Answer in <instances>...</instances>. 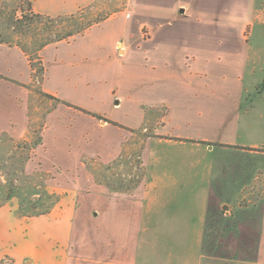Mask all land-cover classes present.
Returning a JSON list of instances; mask_svg holds the SVG:
<instances>
[{
    "label": "crops",
    "instance_id": "obj_1",
    "mask_svg": "<svg viewBox=\"0 0 264 264\" xmlns=\"http://www.w3.org/2000/svg\"><path fill=\"white\" fill-rule=\"evenodd\" d=\"M27 1L36 14L56 18L76 14L98 0ZM247 3L253 26L257 18L264 26V12L255 10L257 0ZM186 5L167 10L153 5V12L164 16L162 20L168 17V22L153 25L146 39L137 18L121 11L41 51L43 93L69 109L84 110L92 120L103 117L101 123L106 125H97L99 130L123 138L116 139L115 148L123 149L128 133L151 129L154 134L142 150L144 183L133 192L93 181L82 207L72 206L58 219L44 216L28 222L0 208V260L9 257L12 264H264V198L246 209L239 205L245 190L264 171V93L252 100L264 81V67L259 69L249 56L240 60V41L249 43L241 30L248 18L238 16L236 26L231 20L216 44L229 52L227 61L220 62L227 76L212 75L209 63L196 57L187 58L184 65L175 63L172 50L158 44L170 37L165 25L193 13V6ZM217 19L218 15L204 17L209 23H218ZM147 45L153 47L141 61L124 60ZM258 70L262 75L253 82ZM31 81V64L22 49L0 42V87L14 92L0 107L7 113L1 130L9 129L16 119L14 111L20 117L24 113L29 94L23 86ZM134 87L147 93L136 102L140 120L129 125L108 112L112 107L121 109ZM181 94L187 95V108L179 110L174 108V98ZM261 98L259 110L256 101ZM162 108H166L162 122L147 128L146 119L159 116ZM151 147L160 155L151 161L149 183L146 153ZM213 197L236 199L217 201L211 208ZM225 206L230 209L224 212ZM213 215L220 220L222 216L241 219L237 229L239 223L250 225L247 236L241 237L244 246L238 256L225 254L226 238L209 232Z\"/></svg>",
    "mask_w": 264,
    "mask_h": 264
},
{
    "label": "rangeland",
    "instance_id": "obj_2",
    "mask_svg": "<svg viewBox=\"0 0 264 264\" xmlns=\"http://www.w3.org/2000/svg\"><path fill=\"white\" fill-rule=\"evenodd\" d=\"M247 2L248 0H138L136 3H130L129 0H98L93 6L83 10L75 22L63 20L56 24L55 28L65 30L73 24L80 23L81 20L84 23L99 21L122 11L126 15H131V18H137L146 39L150 37L153 25L159 26L163 21L168 22V17L162 20L164 16L153 12L154 7L162 6L167 10L177 6L183 7L185 4L192 5V14H187V17L178 22L165 25L170 37L166 38L163 45L158 44V46L171 49L170 55L174 57L175 63L184 65L187 63V58L192 60L196 57L209 63L212 75L227 76L228 71L221 69L220 62L227 61L229 52L216 44L220 42L222 34H226L225 31L228 30V23L231 20L236 26L238 17L240 20L248 18L246 22L242 21V24L245 23L241 30L243 38L249 43L240 41V60L249 56L253 62L258 63L259 69L264 67L263 21L261 18L254 19L253 26L249 18L251 11ZM252 8L253 6L251 10ZM29 10L27 0H0V42L11 45L21 42L31 48L44 39V33L41 31L47 24L36 21L30 26L25 23L23 15L29 14ZM255 10L260 14L264 12L262 0H257ZM184 11L186 9H183ZM212 15H218V19L215 20L218 23L204 21V17L207 19ZM20 21L22 23H19ZM135 32L136 28L134 35ZM152 47L153 45H147L136 50L135 53H131L132 56L124 60L135 64L141 61L144 54ZM234 55L237 56V52ZM38 58V55L33 54L36 70L39 65ZM257 74L253 82L262 75L260 70ZM43 76L35 72L32 81L23 86L29 96L26 104L24 103V113L20 112L21 117L14 111L13 115L17 120H13L9 129L1 130L6 126L0 125V208L6 207L14 211L18 217L28 222L44 216L58 219L65 212L72 210V206L76 209L82 207L93 181L99 186L106 185L112 190L128 193L143 185L145 168L142 162V150L147 138L153 136V131L150 129L128 133L123 149L115 148L116 139L123 140V138H119L114 131L104 133L99 130L97 125H106L101 123L105 119L101 117L102 119H93L95 120L93 122L90 115L69 109L59 100L45 95L42 90ZM250 76L249 67L245 75L246 83L250 80ZM260 86L253 94L252 100L264 93V89L262 92L259 91ZM13 93L7 87H0V107H3L2 103H6V95ZM146 93L147 91L134 87L123 107L118 110L112 107L109 109V115L122 122H128L129 125L137 124L140 120V110L136 102ZM85 100L88 99L85 97ZM174 100L177 101L174 108L179 110L187 108V95L175 96ZM93 102V104L98 103L95 100ZM256 104L261 110L262 98L257 100ZM66 109L71 111L67 112ZM164 111L166 108L161 109L159 116L147 118L146 127H156L160 124ZM5 115L7 113L0 108V123L6 121ZM159 155V151L155 149L153 152L152 147L146 153L149 162L146 169L149 183L153 174L151 161ZM8 190H11L12 196L4 201ZM262 198H264V171L255 183L245 190L239 205L246 209L250 204H259L257 201ZM224 199L213 197L211 208L215 207L217 201L233 203L236 198ZM228 209L230 207L225 206L223 211ZM243 216L245 218L246 214L244 213ZM222 218L224 219L221 221L218 216L214 218L213 215L209 232L215 236L222 234L226 238L223 243L224 253L238 256L244 246L241 244V237L247 236V228L250 225L242 226L239 223L237 229V223L242 221L241 219L233 220L231 216H222ZM0 264H12V261L6 257L0 260Z\"/></svg>",
    "mask_w": 264,
    "mask_h": 264
},
{
    "label": "trees",
    "instance_id": "obj_3",
    "mask_svg": "<svg viewBox=\"0 0 264 264\" xmlns=\"http://www.w3.org/2000/svg\"><path fill=\"white\" fill-rule=\"evenodd\" d=\"M90 8V7H88ZM87 9V8H85ZM83 9V10H85ZM83 10L79 11L76 14L70 15V16H64V17H56V18H52L49 16H44V15H40V14H36L35 12L32 11V9L30 8L29 10V14H25L23 15V17L25 18V23H28L30 26H32L33 23H36L41 21L43 23H46L47 26L45 28H43L44 30L41 31L42 33H44V39L38 43V45H35L33 47H26L24 46L21 42H17L15 43L16 46H18L19 48L22 49V51L25 53V55L28 57L30 64H31V68H32V75L36 73L38 74H45V67L43 66L42 60H41V56L40 53L41 51L48 46L49 44L52 43H56L59 42L61 40L67 39L71 36L77 35V34H81L82 32H84L85 30H87L88 28H90L91 26H93L94 24L104 20H97V21H90L87 23L81 22L80 23H76L73 24L72 26H70L69 28H66L65 30L63 29H57L56 24H58L60 21L63 20H71V21H76L78 20V17L82 14ZM19 23H22V21H20ZM33 54L38 55V69H35V61L32 59ZM264 89V81L261 84L259 91H263ZM79 109V108H77ZM81 111H84L82 109H79ZM85 112V111H84ZM96 117V116H95ZM98 119H102L101 117H97ZM12 192L11 190H8L4 201H7L10 199V196Z\"/></svg>",
    "mask_w": 264,
    "mask_h": 264
}]
</instances>
